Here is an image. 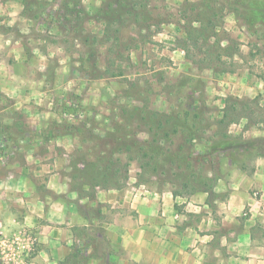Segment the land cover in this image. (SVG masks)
<instances>
[{
	"label": "rangeland",
	"instance_id": "rangeland-1",
	"mask_svg": "<svg viewBox=\"0 0 264 264\" xmlns=\"http://www.w3.org/2000/svg\"><path fill=\"white\" fill-rule=\"evenodd\" d=\"M100 1L77 2V8L68 0L56 1L61 9L70 5L53 14L63 24L38 35L54 42L49 48L64 52L67 66L56 92L53 73L45 76L53 115L37 128L12 109L0 113V132L26 133L27 143L40 137L44 147L70 140V166L77 163L70 175L89 169L93 161L84 179L100 182L95 189L138 183L184 192L192 170L187 154L217 156L203 165L208 179L221 174L216 167L225 173L231 164L227 155L243 161L238 147L264 138V0H242L246 7L211 0L221 9V45L229 48L219 62L216 47L208 51L185 41L188 9L199 0ZM45 3L53 4L26 1L32 10ZM183 41L185 49L179 46ZM8 117L13 121L2 122ZM113 138L118 142L111 143ZM192 183L201 185L196 179Z\"/></svg>",
	"mask_w": 264,
	"mask_h": 264
},
{
	"label": "crops",
	"instance_id": "crops-1",
	"mask_svg": "<svg viewBox=\"0 0 264 264\" xmlns=\"http://www.w3.org/2000/svg\"><path fill=\"white\" fill-rule=\"evenodd\" d=\"M43 1L53 4L0 0V95L10 104L0 101V113L13 109L37 128L53 115L45 76L53 73L56 92L67 72L64 52L38 35L63 24L55 12L86 6ZM21 136H2L14 147L0 150V218L36 235L29 264H264V158L245 169L228 164L211 191L190 195L138 183L74 188L70 140L44 147Z\"/></svg>",
	"mask_w": 264,
	"mask_h": 264
},
{
	"label": "trees",
	"instance_id": "trees-1",
	"mask_svg": "<svg viewBox=\"0 0 264 264\" xmlns=\"http://www.w3.org/2000/svg\"><path fill=\"white\" fill-rule=\"evenodd\" d=\"M25 0V4H26ZM217 1V0H214ZM232 2L233 5H241L243 7L245 6V2L242 0H228V2ZM225 2H227V0H225ZM78 5V4H77ZM75 3V8H77L78 6ZM189 11V16L187 17V22L189 20H191L190 22H197L199 24V26H193V25H189L190 22H188V26H185V41L187 39H190L192 41V43L195 46H200L203 45L205 48H207V50L209 51L211 48H215L220 51L215 55V60L216 61H220L221 60V54L226 51L229 50V48H224L221 45V39L218 35V29L220 28V18L222 17L221 15V9L216 7L213 3V1L211 0H199L197 3L195 4H191L190 8L188 9ZM184 18H186V16H184ZM187 27V28H186ZM212 40V41H211ZM185 41H183L181 44L179 43V46L182 47L183 49H185ZM193 45V46H194ZM205 50V49H204ZM206 51V50H205ZM210 55H213L212 53ZM205 61H207L206 58L203 59V61L201 62L202 64L205 63ZM0 101L2 103H4L5 107H8L10 104L8 103V101L0 95ZM193 104L190 105V108H193ZM8 129V128H7ZM48 132V131H47ZM3 133V132H0ZM4 134V133H3ZM2 134V135H3ZM5 134H9L10 136H12V141L13 138L15 139V141L13 142H19L18 139H16V137H22L21 135L26 134V133H22V134H18L17 136L15 135V133L10 132V133H5ZM53 133H46L44 134V137L47 136H51ZM58 134V133H56ZM2 135L0 134V147L2 148L1 150L6 149L7 146V140H5L4 138H2ZM169 135V134H168ZM55 136V135H54ZM46 139V138H45ZM48 140V139H47ZM115 140L118 142V139L115 138ZM115 140L113 138V140H111L110 142L113 144H115ZM120 148V147H118ZM241 150V153L239 151V155L240 157L244 158L243 161H235L232 160V156L231 154L229 155H225L226 157H230L231 159V164L232 165H236L241 169H245L247 166V161L249 159L255 158V157H261L264 158V138H260V139H256L253 140L252 143H250V145L245 146V147H238ZM120 149H118L119 151ZM239 150V149H238ZM250 154V155H246ZM102 154V152H101ZM2 155H4L2 153ZM217 158V156H213V155H207V153H201L200 155H197L196 157L192 156V155H188L186 156V160L188 162L187 166H189L192 170L190 173V176L188 178H191L188 180V184L185 183V186H182L181 189H184V192H177V191H173L174 194L176 195H190V194H194L197 192H202V191H211L213 185L217 182V180H219L224 174H223V170L221 169V167H216V171L218 174L219 171V176L217 175V177H215L214 179H208L207 177H205L202 174L203 171V165L205 163L207 164H213V159ZM196 162L198 163V167L194 168L193 167V163ZM87 165L89 166V169L87 167V169L85 171H77L76 175H72V179L75 180V184L73 187L74 188H80L81 185H87L90 189L95 188L98 184H100V182H97L95 180V178L93 177V179L91 180H87L84 179L86 177H88L86 175V172L90 170V167H95V163H93V161L87 163ZM77 167V163H71V168H75L76 170ZM94 170V169H93ZM90 172V171H89ZM100 172V171H99ZM86 175V176H85ZM192 179H196L199 180V183L201 185H195L192 183ZM104 183V182H102ZM197 183V184H199ZM102 187H113V186H105L102 185Z\"/></svg>",
	"mask_w": 264,
	"mask_h": 264
},
{
	"label": "built area",
	"instance_id": "built-area-1",
	"mask_svg": "<svg viewBox=\"0 0 264 264\" xmlns=\"http://www.w3.org/2000/svg\"><path fill=\"white\" fill-rule=\"evenodd\" d=\"M36 246L31 229L24 225L9 229L0 218V264H29Z\"/></svg>",
	"mask_w": 264,
	"mask_h": 264
}]
</instances>
